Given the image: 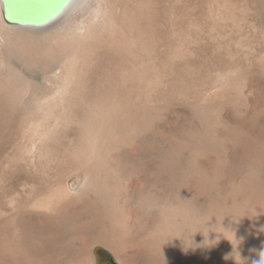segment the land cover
Masks as SVG:
<instances>
[{
	"label": "bare ground",
	"instance_id": "6f19581e",
	"mask_svg": "<svg viewBox=\"0 0 264 264\" xmlns=\"http://www.w3.org/2000/svg\"><path fill=\"white\" fill-rule=\"evenodd\" d=\"M190 1L70 0L33 28L0 0V264H90L94 247L236 264L223 238L184 251L223 229L258 259L264 0Z\"/></svg>",
	"mask_w": 264,
	"mask_h": 264
},
{
	"label": "snow or ice",
	"instance_id": "6c2138e0",
	"mask_svg": "<svg viewBox=\"0 0 264 264\" xmlns=\"http://www.w3.org/2000/svg\"><path fill=\"white\" fill-rule=\"evenodd\" d=\"M5 5L6 18L21 25L46 24L55 20L67 7L70 0H2ZM39 7L47 9L39 19L28 18L27 10Z\"/></svg>",
	"mask_w": 264,
	"mask_h": 264
},
{
	"label": "clouds",
	"instance_id": "9594fccd",
	"mask_svg": "<svg viewBox=\"0 0 264 264\" xmlns=\"http://www.w3.org/2000/svg\"><path fill=\"white\" fill-rule=\"evenodd\" d=\"M238 222V221H237ZM223 229V228H222ZM224 232L228 233L230 236H231V239H229L227 236H225L223 233H217L216 237L214 239H211L209 240L208 239V232L205 233L204 231H196L194 232L190 237H189V243H185V248H184V251H187L189 247L192 246L193 244V237L195 234L197 233H201L203 236H204V245L206 246H214L215 244H217L219 242V240L221 238L223 239H226L227 241H229L233 247V249H235V252H236V256L233 257L232 253H231V258H233L236 262V264H246V261L245 260H242L240 255H239V252L237 251L240 243L242 242L241 240H238L235 236V232L231 229H223ZM229 257H225V259H228ZM253 264H264V248H262L259 253H258V259L254 260L253 261Z\"/></svg>",
	"mask_w": 264,
	"mask_h": 264
},
{
	"label": "rangeland",
	"instance_id": "374dc122",
	"mask_svg": "<svg viewBox=\"0 0 264 264\" xmlns=\"http://www.w3.org/2000/svg\"><path fill=\"white\" fill-rule=\"evenodd\" d=\"M195 1V4L193 3ZM196 0L188 2L187 6H199V2ZM91 256L92 260L90 261V264H120V261L117 259L115 254H113L111 251L105 249L104 247H94L91 250ZM110 262V263H109Z\"/></svg>",
	"mask_w": 264,
	"mask_h": 264
},
{
	"label": "water",
	"instance_id": "95a60500",
	"mask_svg": "<svg viewBox=\"0 0 264 264\" xmlns=\"http://www.w3.org/2000/svg\"><path fill=\"white\" fill-rule=\"evenodd\" d=\"M2 2V0H1ZM3 3V2H2ZM65 9V8H64ZM3 11H4V17L6 19V21H8L9 23H14V24H17V25H20V26H24V27H33V28H42V27H45L46 25H48L49 23H46V24H43V25H40V24H28V25H21V24H18V23H15L13 21H10L6 18V11H5V5L3 4ZM47 11V9H42V8H39V7H35V8H30L27 10L28 12V18H31V19H39L40 18V15ZM110 263V262H109ZM111 264V263H110Z\"/></svg>",
	"mask_w": 264,
	"mask_h": 264
}]
</instances>
